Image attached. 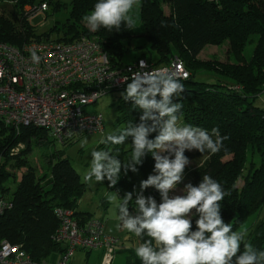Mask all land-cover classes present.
Wrapping results in <instances>:
<instances>
[{
  "label": "trees",
  "instance_id": "16d2710c",
  "mask_svg": "<svg viewBox=\"0 0 264 264\" xmlns=\"http://www.w3.org/2000/svg\"><path fill=\"white\" fill-rule=\"evenodd\" d=\"M48 1L12 0L20 24L16 26V23L0 18V42L22 47L34 41L66 43L87 37L103 46L113 67L125 65L124 58L133 51V30L109 32L100 29L91 36L83 17L91 13L96 0H73L63 30L55 25L50 32L40 35L30 23L31 16L27 15L34 14L33 11H26L27 14L22 11L26 6L41 4H46L48 9L53 4L55 10L59 9L58 4ZM165 6L171 9L169 15ZM140 14L145 25L144 35L140 36L145 37L152 50L157 51L159 62L155 63L143 54L132 63L146 60L155 66H164L172 59L180 58L190 72V78L180 80L185 91L176 100L183 105L178 119L209 132L217 128L220 135L226 137L217 153L194 150L193 155H188L196 165L186 167L184 177L193 185H198L205 174L216 179L227 192L221 201L222 217L237 230L250 216L264 208V109L255 105L264 88V0H142ZM182 18L183 23L186 19L189 25L198 23L187 35L179 32ZM54 32L58 34L57 39L51 38ZM222 43L229 47L227 62L198 60V55L207 45ZM249 47L252 51L247 54ZM196 76L212 80L197 81L194 79ZM117 111V125H122V128L129 123L140 122L141 113L133 108L131 101L120 98ZM6 131L10 134H4ZM155 135L153 133L150 138ZM45 138H50L45 130L24 127L17 132L0 121V196L12 204V208L0 216V244L7 241L21 245L40 264H47L53 253L62 254L64 251L62 244L53 239L59 228L57 209L73 210L81 223L92 218L90 214L77 211L86 186L69 158H60L54 164L50 161L49 174L40 177L25 159H20L29 153L33 139L40 141ZM73 138L64 145H69ZM128 141L131 143V138ZM20 144L26 145V149L14 161L12 151ZM154 163L149 155L143 165L138 166L145 179L154 174ZM247 166L248 176L239 188L238 181ZM18 169H26L19 179ZM9 182L13 184V190ZM111 189L117 190L122 197L126 192L134 193L135 183L123 177ZM148 195L160 201L155 189ZM129 210L134 211L131 206ZM139 240L143 243L141 238ZM249 242L264 250V219L252 229Z\"/></svg>",
  "mask_w": 264,
  "mask_h": 264
},
{
  "label": "clouds",
  "instance_id": "9594fccd",
  "mask_svg": "<svg viewBox=\"0 0 264 264\" xmlns=\"http://www.w3.org/2000/svg\"><path fill=\"white\" fill-rule=\"evenodd\" d=\"M136 4L137 0H96L83 20L93 31L135 30L131 13ZM32 59L38 62L40 57L33 52ZM144 67L141 61L139 69ZM129 79L125 77L124 81ZM184 91L176 73L167 68L133 72L121 95L141 113L140 122L129 123L117 133L107 135L103 143L114 147L90 152V167L84 180L92 184L107 180L114 187L122 174L138 172L146 157L154 159V174L141 181L135 196L130 191L119 200L111 194L106 197L115 202L123 228L143 240L134 249L140 264H264V250L248 241L247 230H234L222 217L221 201L227 192L211 175H203L198 185H185L182 195H170L182 182L190 164L186 150L214 154L226 139L217 128L209 132L191 124H179L178 114L183 105L176 100ZM153 133L156 135L150 138ZM129 138L131 155L122 161L118 158V146ZM150 187L159 193V203L154 196L144 194Z\"/></svg>",
  "mask_w": 264,
  "mask_h": 264
},
{
  "label": "built area",
  "instance_id": "2783aa9c",
  "mask_svg": "<svg viewBox=\"0 0 264 264\" xmlns=\"http://www.w3.org/2000/svg\"><path fill=\"white\" fill-rule=\"evenodd\" d=\"M48 10L46 4L35 9V16ZM35 52L39 61L32 59ZM144 62V69L140 62ZM167 68L180 80H188L185 64L174 58L161 67L139 60L113 67L103 46L81 37L73 42L34 41L15 47L0 42V121L20 132L24 127L45 130L56 142L65 144L72 137L104 131V115L85 112L89 105L113 90L131 82L133 72ZM130 78L127 82L124 78ZM264 92V91H263ZM12 208L0 196V216ZM59 228L54 241L64 251L59 264H69L78 251L102 250L100 264H113L119 240L107 234L103 221L77 220L71 209H57ZM0 264H40L21 245L0 244Z\"/></svg>",
  "mask_w": 264,
  "mask_h": 264
},
{
  "label": "rangeland",
  "instance_id": "374dc122",
  "mask_svg": "<svg viewBox=\"0 0 264 264\" xmlns=\"http://www.w3.org/2000/svg\"><path fill=\"white\" fill-rule=\"evenodd\" d=\"M51 0L48 1L50 3ZM73 0H52V3L58 4L59 9L55 10V6L53 4L49 5V9L44 14H39L37 17L35 16V9L37 7L26 6L22 13L25 11L31 12L34 14L28 13V16H31L30 23L37 30V32L42 35L44 33L50 32V30L55 26H59L63 30V24L67 22L70 13V6ZM141 3L142 0H137L136 6L133 8L131 15L135 20V30L132 31L135 37L131 41V48L133 51L130 54H127L124 58L123 63L130 64L136 58L141 57L143 54H146L149 59L152 58L155 63L159 62L158 53L148 45V41L145 37L140 35H144V23L141 19ZM44 5V4H41ZM40 5V6H41ZM167 15L170 14V7H164ZM12 0H0V18L8 19L12 21L16 26L20 24L19 15L16 13ZM182 17V16H181ZM184 18V17H183ZM183 18L180 20V30L181 34L187 35L191 29L198 23H193L192 25L186 24V19L183 23ZM19 28V27H18ZM88 29L89 35L93 36L94 31L90 29L89 26L86 27ZM139 35V36H137ZM52 39H57L58 34L54 32L51 36ZM228 44H210L205 47V49L198 55V60L203 62H227L229 60L228 54ZM252 51V48L249 47L247 49V54ZM151 53V54H150ZM178 58V57H176ZM180 59V58H179ZM181 60V59H180ZM182 61V60H181ZM183 62V61H182ZM184 63V62H183ZM158 67H161L158 66ZM188 71V70H187ZM190 74V72L188 71ZM205 73V71H203ZM197 81H211L212 79L207 77L196 76L194 78ZM264 91V88H263ZM123 92H113L110 93L98 100L96 104L89 105L85 108L86 113L96 114L102 113L104 115V131L99 134H85L78 135L74 137L69 145H64L60 142L53 141L52 138L43 139L38 141L37 139H33L30 144L29 153L26 155H22V152L26 149V145L20 144L17 148L12 151V155L14 156V161L16 158L25 159L29 165H31L36 171V174L40 176H46L49 174L50 169V161L52 164L56 163L60 158H69L72 166L75 168L77 173L80 176V180L82 183H85L86 190L83 194L81 200L78 203L77 211L82 213H87L92 216V218L99 219L103 221L105 230L108 235L115 237L119 240V244L115 250V257L113 264H140L139 259L134 254L135 247L141 244L138 237H135L133 234L129 233L126 229L123 228L122 222L119 219V213L117 208L115 207V202H110L106 197L107 194H111L117 196V200L120 199L117 194V190L111 189L110 184L107 180L103 182H98L97 184H92L86 182L84 180V176L86 175L89 167H90V152L93 149L99 148H107V146H102L103 141L109 134L116 133L119 129H122V125H117L118 111H117V102L122 98ZM255 105L264 109V92L261 93L256 101ZM180 125H185L182 119H178ZM4 134H10V132L6 131ZM87 141V143H84ZM82 143L84 146L82 147ZM121 146V152L118 156L122 161L124 158H127L131 155L130 152V143L127 140L124 145ZM108 147H114L109 145ZM194 150L185 152V155H193ZM60 154V156L56 154ZM190 164L186 166L187 168H193L196 165L194 160L189 159ZM248 166L246 171L242 175V177L238 181V187L242 188L245 182V177L248 176ZM26 169H18L17 177L20 178L22 172H25ZM126 177L128 180H133L135 183L134 194L140 191V184L142 180H145L143 174L138 168V172L133 173L129 171L126 175L122 174L121 178ZM191 181L184 177L182 182L178 185V188L174 190L170 195H182L183 188ZM10 186H12V190L14 186L11 182H9ZM154 188L150 187L145 190V195H148L150 190ZM161 199V198H160ZM160 202V201H159ZM158 202V203H159ZM132 212V211H130ZM261 219H264V208L257 214L250 216L246 222L240 226L237 231L247 230L248 232V241L250 240V233L252 229L256 226ZM243 248V246H241ZM239 254V253H238ZM101 252H87V251H78L76 252L74 258L70 261L69 264H100ZM61 258L60 252L53 253L49 259L47 260V264H59Z\"/></svg>",
  "mask_w": 264,
  "mask_h": 264
},
{
  "label": "crops",
  "instance_id": "0c3cea01",
  "mask_svg": "<svg viewBox=\"0 0 264 264\" xmlns=\"http://www.w3.org/2000/svg\"><path fill=\"white\" fill-rule=\"evenodd\" d=\"M87 252H94V251H87ZM97 252H101V257H100V262H101V258H102V250H98ZM74 258V257H73Z\"/></svg>",
  "mask_w": 264,
  "mask_h": 264
}]
</instances>
